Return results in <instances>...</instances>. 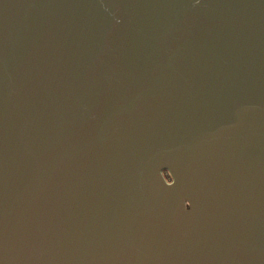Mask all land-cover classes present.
I'll list each match as a JSON object with an SVG mask.
<instances>
[{"label":"water","instance_id":"1","mask_svg":"<svg viewBox=\"0 0 264 264\" xmlns=\"http://www.w3.org/2000/svg\"><path fill=\"white\" fill-rule=\"evenodd\" d=\"M0 264H264V0H0Z\"/></svg>","mask_w":264,"mask_h":264},{"label":"flooded vegetation","instance_id":"2","mask_svg":"<svg viewBox=\"0 0 264 264\" xmlns=\"http://www.w3.org/2000/svg\"><path fill=\"white\" fill-rule=\"evenodd\" d=\"M162 175L166 181H168V182L172 181V176L170 175V173L168 171H166V174L162 172Z\"/></svg>","mask_w":264,"mask_h":264},{"label":"clouds","instance_id":"3","mask_svg":"<svg viewBox=\"0 0 264 264\" xmlns=\"http://www.w3.org/2000/svg\"><path fill=\"white\" fill-rule=\"evenodd\" d=\"M184 207L187 210L190 206H187L186 203H184Z\"/></svg>","mask_w":264,"mask_h":264},{"label":"rangeland","instance_id":"4","mask_svg":"<svg viewBox=\"0 0 264 264\" xmlns=\"http://www.w3.org/2000/svg\"><path fill=\"white\" fill-rule=\"evenodd\" d=\"M166 171H167V170H163L162 172L166 174Z\"/></svg>","mask_w":264,"mask_h":264}]
</instances>
